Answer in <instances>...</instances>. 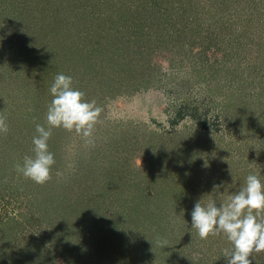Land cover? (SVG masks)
Wrapping results in <instances>:
<instances>
[{"label": "rangeland", "instance_id": "rangeland-1", "mask_svg": "<svg viewBox=\"0 0 264 264\" xmlns=\"http://www.w3.org/2000/svg\"><path fill=\"white\" fill-rule=\"evenodd\" d=\"M20 1L0 0V115L9 128L0 133V264H213L226 237L201 240L187 216L198 201L227 203L249 174L264 183V30L253 24L264 20V2L219 20L205 0H176L162 14L140 11L136 0L135 15L152 25L137 42L142 51L160 44L142 53L151 71L141 79L136 35L108 10L119 0ZM27 11L42 23L58 15V27L25 25ZM105 20L116 36L98 32ZM166 35L173 46L162 45ZM59 73L104 111L94 145L53 129L56 163L39 185L15 166L33 155ZM157 237L173 241L163 262L146 253ZM253 262L264 264V252Z\"/></svg>", "mask_w": 264, "mask_h": 264}, {"label": "clouds", "instance_id": "clouds-1", "mask_svg": "<svg viewBox=\"0 0 264 264\" xmlns=\"http://www.w3.org/2000/svg\"><path fill=\"white\" fill-rule=\"evenodd\" d=\"M50 94L53 99L47 108L46 125H35L33 155H26L23 163L15 166L24 178L39 185L52 179L56 161L48 141L53 129L75 133L86 145H94V132L104 111L96 100H85V93L73 87L72 77L63 73L54 77ZM8 130L7 118L0 115V133L7 134ZM191 227L201 240L226 237L231 245L223 249L226 264H252L253 254L264 252V183L257 174H249L245 185L230 195L227 203L217 206L211 199L206 204L196 202L191 211ZM156 243L161 248L169 246L167 239L159 237Z\"/></svg>", "mask_w": 264, "mask_h": 264}, {"label": "trees", "instance_id": "trees-1", "mask_svg": "<svg viewBox=\"0 0 264 264\" xmlns=\"http://www.w3.org/2000/svg\"><path fill=\"white\" fill-rule=\"evenodd\" d=\"M8 1H10V2H12V3H15V5H19V4H21L20 2V0H8ZM65 1V0H64ZM178 1H181V0H178ZM86 1H80L79 2V4H80V6H81V9H84L83 8V4L85 3ZM130 3H128L126 0H119L117 3H112V5H111V7L110 8H108V10L109 11H111V14L115 17V16H117V18L115 19V20H118V21H121V23H122V25L126 28V26L125 25H127V26H129V30L128 31H131V33H132V35L134 34V35H136V39L133 41L134 42V44H136L134 47L136 48V52H139V54H140V56H142V58L143 59H145V61L144 62H142L141 64H142V67L144 68V71L142 70V76H141V79H143L144 78V75L146 74V70H149V71H151V64H149L150 63V60H149V57L147 56V55H145V54H148L149 53V50H152V51H154V52H156V50H158L159 48L157 47V46H160V44L158 43V45L156 46V49L154 50V49H152V46L149 44V46L147 47L148 49H143V51H142V48H141V42H137V41H139L138 39H137V36H141V33H143L144 32V30H145V26H148V27H152V25L150 24V25H148L147 24V22H145L146 23V25L145 24H143V22H141V20L139 19V17H137L136 15H135V11H136V9L137 8H134V10H133V6L135 5V3H136V0H130L129 1ZM135 2V3H134ZM174 2H176V0H139L137 3L138 4H140L139 6L141 7V9H139L140 11L143 9V11H145V13H146V11L149 13L150 12V10H153L152 12H158V13H160V14H162V12L164 11V10H166V8H167V10L168 11H172L173 10V7H175L174 6ZM262 2H264V0H205V1H203V3L201 2V5H202V7H204V8H206L207 9V11H209L210 13H211V15H213V16H216L219 20H227V19H229L230 17H232V16H234L233 14H235V7H237V6H250V5H252L251 7L252 8H259L260 7V5H262ZM49 3V2H48ZM87 4H88V6H87V8L84 10V12H87V16H89L88 14H92V9L89 7V2L87 1ZM110 4L111 3H109V2H106L105 4H103V6L104 7H108V6H110ZM56 5L58 6V7H60L61 5H59L58 3H56ZM27 6V5H26ZM57 6H56V8H57ZM118 6H120V8H118ZM126 7L128 8V9H126ZM130 7V8H129ZM136 7H138L137 5H136ZM180 7H182L183 8V6H180ZM58 9V8H57ZM192 9H194L193 8V6H190V8H189V10H192ZM25 11V10H24ZM29 11L31 12V9H29ZM104 11H107V9H105ZM167 11V12H168ZM27 14H26V16H25V20H24V24L25 25H27V26H33V25H35L36 24V22H37V24H38V26H39V29H42V26H46V27H49V23H51V25L52 26H56L57 25V27H58V15L57 16H55V15H53L52 16V18H51V21H47L46 20V23H42L43 21H37V18H36V20H34V18L32 17L31 18V16H30V14H29V12L27 11L26 12ZM147 13V14H148ZM86 14V13H85ZM27 15L29 16V19H26V17H27ZM149 16V15H148ZM108 17V16H107ZM38 18H41V16H38ZM261 18V17H260ZM111 19V18H110ZM145 19V18H144ZM149 19V18H148ZM259 18H257L255 21H254V23L253 24H255L257 27L255 28V29H261V30H264V20L263 21H259L258 20ZM111 20H113V19H111ZM258 20V21H257ZM110 22V21H109ZM109 22H106V20H105V22H103V25L105 26V28H100V29H98V32H100V31H102V30H104L105 29V32H109L110 30L112 31V33L111 34H109V35H112V37L113 36H116V34H114V33H116V32H118V31H116L115 29H113V28H110L108 25H109ZM150 23V22H149ZM51 27V26H50ZM56 27V29H52V30H55V32H57L58 31V28ZM144 29H143V28ZM238 27H239V24L238 25H236L235 27H234V29L236 28V29H238ZM52 28V27H51ZM152 29V28H151ZM156 29H159V28H156ZM45 30V29H44ZM141 30H143L142 32H141ZM160 30L161 31H165L166 29H163L162 27L160 28ZM160 31V32H161ZM238 31V30H237ZM39 32H41V31H38V34H37V36H38V38H40V39H42V36H44V37H46V36H48V34H49V36H51V35H53V33H49V32H45V31H43L42 33H39ZM50 32H53V31H50ZM151 35H153V34H155V31L153 32V30H149L148 31ZM44 34V35H43ZM55 34V33H54ZM163 34H165V33H163ZM246 35V37H251L252 35H250V33L248 32V33H246L245 34ZM119 37V36H118ZM121 37V36H120ZM119 37V38H120ZM258 37V36H257ZM144 38V37H143ZM170 38V39H169ZM120 40V39H119ZM148 39H146V40H144V42H142V44H144V43H146V41H147ZM132 42V43H133ZM149 43H150V41H148ZM261 42V41H260ZM161 43H162V45H168V43L170 44V45H174L175 44V42H174V38L172 37V36H170V35H166V37H164V39L161 41ZM148 45V44H147ZM166 46H164V47H166ZM147 51V52H146ZM144 52H146L145 54H142V53H144ZM112 54H114V52L112 53ZM110 57V59L112 58V56L113 55H109ZM129 68H132V66H129ZM147 75H151V74H147ZM139 84V82H137L136 80H134V85H133V87L132 88H134L135 86H137ZM125 85H127V84H125ZM189 214V213H188ZM190 216H191V213L187 216V218L189 219L190 218ZM177 232H178V230H177V228H174L173 230H172V235H177ZM181 233V236H184V237H188V236H192L190 233H188L187 232V230L185 229V228H180V231H179V234ZM168 237V236H167ZM172 239H173V237H172ZM167 240L168 241H170L171 243L173 242L172 240H170V239H168L167 238ZM227 247H231V245L229 244V242L227 243ZM142 248V247H141ZM155 249H156V251H161V252H156V251H154V250H152L151 252H150V250H148L147 248H146V253H153V252H155L158 256H160V257H162L161 258V261L163 262V258L166 256L164 253H163V248H161V247H159V246H157V245H155V247H154ZM142 250V249H141ZM167 253H168V251H167ZM218 254H222L219 258H222V259H215V260H213L212 262H213V264H226V260H225V258L223 257V252L222 251H220ZM254 255H255V257H257V254H255L254 253ZM198 258H200V257H197V259H195V260H193V258L190 260V262H186L185 264H198ZM254 264L256 263V262H253Z\"/></svg>", "mask_w": 264, "mask_h": 264}]
</instances>
